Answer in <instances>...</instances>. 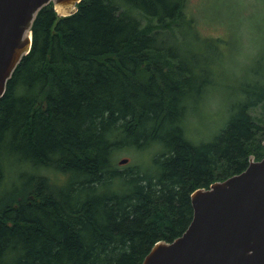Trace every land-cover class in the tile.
<instances>
[{
  "label": "trees",
  "instance_id": "1",
  "mask_svg": "<svg viewBox=\"0 0 264 264\" xmlns=\"http://www.w3.org/2000/svg\"><path fill=\"white\" fill-rule=\"evenodd\" d=\"M184 6L82 0L69 17L52 4L38 12L0 99V192L10 162L23 168L0 194V264H141L187 228L195 189L264 157L263 57L224 128L186 136L188 101L211 83H195L199 58L180 46ZM128 148L139 158L120 169Z\"/></svg>",
  "mask_w": 264,
  "mask_h": 264
},
{
  "label": "water",
  "instance_id": "2",
  "mask_svg": "<svg viewBox=\"0 0 264 264\" xmlns=\"http://www.w3.org/2000/svg\"><path fill=\"white\" fill-rule=\"evenodd\" d=\"M81 1L0 0V99L31 50L38 12L52 4L58 18L69 17ZM190 201L187 228L172 241L156 242L141 264H264V157L251 156L241 172L195 189Z\"/></svg>",
  "mask_w": 264,
  "mask_h": 264
},
{
  "label": "rangeland",
  "instance_id": "3",
  "mask_svg": "<svg viewBox=\"0 0 264 264\" xmlns=\"http://www.w3.org/2000/svg\"><path fill=\"white\" fill-rule=\"evenodd\" d=\"M184 4L185 18L192 26L182 28L184 42L180 46L199 58L193 70L195 83L204 80L211 83L201 88L200 97L193 91L194 96L188 101L186 136L195 142L209 141L224 128L233 113L232 108L238 103L239 81L253 79L250 71L262 57L261 70L264 69V0H184ZM207 40L214 42L215 50ZM256 114L264 124V113L256 111ZM128 151L121 150L116 155L120 169L131 164L133 157L139 158L135 149ZM122 158L128 162L119 164ZM10 164L15 166L16 174L8 179L0 194L15 182L23 169L14 161ZM26 172L31 175L33 169L28 166ZM49 177V181L55 182L53 175ZM25 197L26 192L15 198Z\"/></svg>",
  "mask_w": 264,
  "mask_h": 264
}]
</instances>
